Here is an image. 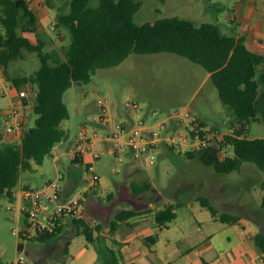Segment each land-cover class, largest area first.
<instances>
[{
  "label": "rangeland",
  "instance_id": "rangeland-1",
  "mask_svg": "<svg viewBox=\"0 0 264 264\" xmlns=\"http://www.w3.org/2000/svg\"><path fill=\"white\" fill-rule=\"evenodd\" d=\"M239 0H140V7L134 13L133 20L140 24L162 17L178 16L192 20L195 24L202 22L216 23L221 32L238 36L241 32L237 18L236 4ZM95 4L96 0H92ZM51 18L44 24L47 36L46 49H54L60 58H64V50L70 43V33L67 29L56 25L54 28L55 8H49ZM236 17V18H235ZM62 29L63 37L58 35ZM49 35V36H48ZM41 36V35H40ZM32 38L33 35H31ZM40 65L37 54L26 52L23 58L12 60L8 65L11 75H28ZM26 92V99H31L29 86H21ZM15 88L3 70L0 72V144L19 143L21 134L7 133L4 129L2 112L12 105L11 92ZM18 90V88H16ZM106 98L105 110L102 111L97 100ZM63 100L69 111L68 118L61 123L68 130V137L54 145L53 150L44 157L42 163L33 162L31 170L22 172V180L31 187H38L46 179H54L60 174V183L67 181L73 188L71 196H78L82 188L88 192L84 206L89 217L101 224V230L106 228L121 208H132L137 211L162 208L167 201L179 202L175 209L181 219L200 221L201 228L207 231L228 229L240 236L262 231L264 233V172L253 162L244 161L239 170L227 174H219L211 165L204 164L199 156L187 157L186 145L168 148L160 143L151 151L155 158L149 160L143 156L140 161H133L127 151L115 154L111 142L107 149L102 141L94 143L82 154V161H72L67 153L77 137L81 127L87 123L86 134L92 136L93 130L100 137L105 136L108 127H99L97 116L104 112L109 123L114 124L129 111L125 101H136L142 105L139 113L145 108L160 110L164 117L165 110L174 107L189 106L201 116L209 127H215L225 134H234L231 125L232 110L223 104L216 87L211 82L209 73L199 64L188 58L168 52L131 53L120 63L98 68L88 82L73 84L63 93ZM24 105V128L34 125L35 114L31 106ZM21 105V106H22ZM23 110V109H22ZM114 114V115H113ZM181 129V128H179ZM248 137L264 138V123L253 120L245 131ZM95 139V138H93ZM93 151H99L101 157L97 160L96 174L98 179L89 186L91 173L85 169V164L93 160ZM58 154V155H56ZM219 155L232 156L231 145H224ZM54 156H57L56 159ZM148 187L134 191L132 184ZM89 195V197H88ZM205 196L210 203L230 213H236L247 219L242 225L237 222L226 224L212 218L208 209L199 207L197 200ZM219 205V206H218ZM221 209V210H222ZM91 212V213H90ZM18 219L23 218L18 211L17 201H10L6 196L0 198V262L13 264L20 250L17 233L12 229ZM184 225V221L182 222ZM102 236V235H100ZM102 238H104L102 236ZM22 254L25 264H96L97 252L95 242L88 241L82 232H76L57 239L56 242H41L29 239L24 242Z\"/></svg>",
  "mask_w": 264,
  "mask_h": 264
},
{
  "label": "trees",
  "instance_id": "trees-1",
  "mask_svg": "<svg viewBox=\"0 0 264 264\" xmlns=\"http://www.w3.org/2000/svg\"><path fill=\"white\" fill-rule=\"evenodd\" d=\"M46 1L56 10L55 24L70 33L64 58L56 50L46 49L45 39L37 32V18L26 0H0V68L18 90L30 87L35 114L34 125L23 128L19 143L0 144V198L6 196L13 201L22 172L31 170L33 162L42 163L54 145L68 137V130L61 125L69 116L64 91L73 84L88 82L98 68L116 65L131 53L168 51L201 65L209 73L221 102L232 110L234 134H224L219 147L185 150L187 157L197 154L219 174L239 170L244 161L253 162L264 172V138L245 135L251 121L264 123V55L250 49L244 37L224 34L213 22L195 24L178 16L137 24L133 15L140 0H96L95 4L92 0H65L56 5ZM26 52L37 54L39 67L28 75H11L9 63L23 58ZM22 100L28 104L26 96ZM226 144L232 146L233 155L221 157L219 152ZM76 160L79 159H73ZM148 186L132 184L136 192ZM199 203L224 223L239 220L237 214L219 210L205 196L199 197ZM261 204L264 206V197ZM179 205L168 202L155 212V221H170ZM138 213L132 208L119 209L109 229ZM71 224L76 232L95 242L99 264L119 262V250L104 242L99 233L101 224L89 217L85 207L82 218L73 219ZM64 225L56 233L39 234L34 239L48 242ZM252 240L264 251L262 231L255 233ZM17 248L21 249L20 242Z\"/></svg>",
  "mask_w": 264,
  "mask_h": 264
},
{
  "label": "built area",
  "instance_id": "built-area-1",
  "mask_svg": "<svg viewBox=\"0 0 264 264\" xmlns=\"http://www.w3.org/2000/svg\"><path fill=\"white\" fill-rule=\"evenodd\" d=\"M25 95L26 92L23 89L17 93L19 99ZM106 101V98L97 100L102 111L105 110ZM124 107L126 110H132L135 115L127 111L119 121L112 125L104 112L97 116L96 123L99 127L110 125L109 132L103 137H100L96 130H93L92 136L87 135V123H85L73 147L67 151L71 159L78 158L82 161V154L95 140L102 141L104 149H107L106 142L110 141L113 153L119 154L121 151H127L131 159L137 162L143 156L148 157L149 160L154 159L155 156L151 150L160 143L167 147L186 145L188 150L192 151L209 146L219 147V142L226 133L215 127H209L205 120L195 114L189 106L167 109L164 111V117H160V110L156 108L147 107L140 114L139 110L142 105L136 101H125ZM2 114L5 131L16 135L21 134L25 123L22 108L13 104ZM92 157L93 160L85 164V169L91 173L89 186L98 179L97 160L101 157V153L93 151ZM87 192L88 188L84 187L78 196L67 194L64 185L60 183L59 173L56 178L46 179L38 187L23 186L18 192L14 190V200L17 201L18 211L23 221L20 223L18 219L14 220L16 225L12 227L21 244L20 253L13 264H25L22 254L25 241L34 239L39 234L56 233L65 223L82 218Z\"/></svg>",
  "mask_w": 264,
  "mask_h": 264
},
{
  "label": "crops",
  "instance_id": "crops-1",
  "mask_svg": "<svg viewBox=\"0 0 264 264\" xmlns=\"http://www.w3.org/2000/svg\"><path fill=\"white\" fill-rule=\"evenodd\" d=\"M26 1L37 18V32L43 37L47 36L44 24L51 18L49 8L54 7L49 5L46 0ZM63 1L65 0H51L55 5ZM236 9L241 26V32L238 36L244 37L246 45L250 49L264 55V0H239ZM55 15L56 12L54 18ZM53 26L56 28L55 23ZM63 32L62 29L58 37H63ZM18 91L15 88L11 92L12 105H19L25 111L21 99L17 96ZM28 105L31 106V99ZM56 157L54 156L55 159ZM67 180L63 185L65 192L69 194L73 190V185L71 186ZM23 186L30 185L21 178L14 190L18 192ZM168 202L174 201L169 200L165 204ZM197 202L199 207L203 209L204 207L200 205L198 200ZM224 209L226 210V208ZM225 210L222 209L221 211ZM138 212L127 221L118 223L112 230L107 226L99 232L110 248L119 250L120 255L117 264H264V251L252 240V236L258 231L248 233L246 236L237 235L228 229L207 231L201 228L198 219L193 222L191 219L178 221L179 215L176 210L174 218L164 224H159L154 219L155 210L146 211L143 209ZM238 216L237 222L243 226L248 223L247 219ZM212 218L215 219L213 216ZM183 221L184 225L182 224ZM226 224L229 225L230 223ZM73 233H76V230L71 222L65 223L59 233L48 242L54 243L57 239Z\"/></svg>",
  "mask_w": 264,
  "mask_h": 264
}]
</instances>
